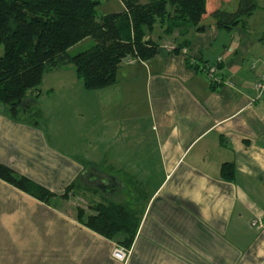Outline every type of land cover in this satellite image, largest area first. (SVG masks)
Here are the masks:
<instances>
[{"label":"crops","instance_id":"obj_1","mask_svg":"<svg viewBox=\"0 0 264 264\" xmlns=\"http://www.w3.org/2000/svg\"><path fill=\"white\" fill-rule=\"evenodd\" d=\"M98 1L100 14L123 10ZM256 4L231 30L206 20L177 51V31L155 26L145 37L158 45L153 57L123 60L112 85L81 86L72 99L65 90L51 100L75 81L72 66L46 72L37 124L0 108V164L57 195L75 180L82 191L50 205L0 179V264H264V0ZM187 60L215 65L217 81ZM88 167L114 183L85 185ZM84 193L139 215L125 260L112 256L125 234L108 239L75 219Z\"/></svg>","mask_w":264,"mask_h":264},{"label":"trees","instance_id":"obj_2","mask_svg":"<svg viewBox=\"0 0 264 264\" xmlns=\"http://www.w3.org/2000/svg\"><path fill=\"white\" fill-rule=\"evenodd\" d=\"M121 2L122 11L100 14L98 0H0V104L11 118L37 124L38 94L34 92L45 72L73 65L86 90L101 89L116 81L123 60L143 61L158 52L157 43L145 39L155 26L167 35L177 31V51L187 45L190 31L202 30L206 20L231 30L257 7L256 0ZM87 38H92L94 44L71 54ZM193 63L203 71L204 63ZM187 64L192 66V61L187 60ZM232 171L231 164H223L221 178L229 180ZM0 179L46 204L57 197L67 200L78 182H71L63 194L57 195L31 180L16 177L2 164ZM87 209L77 206L74 210L80 224L108 239L123 233L126 237L119 243L125 248L130 246L140 219L125 202L103 200Z\"/></svg>","mask_w":264,"mask_h":264},{"label":"rangeland","instance_id":"obj_3","mask_svg":"<svg viewBox=\"0 0 264 264\" xmlns=\"http://www.w3.org/2000/svg\"><path fill=\"white\" fill-rule=\"evenodd\" d=\"M94 44V40L92 39V38H87V39H85L84 41H82L80 44H78L77 46H75L72 50H71V54H74V53H77V52H80V51H83V50H85V49H88L89 47H91L92 45ZM2 52H3V48H2V46H0V55H2ZM70 66H72V68H71V70H72V73H73V75L75 74V69H74V66L73 65H70ZM48 74V73H47ZM47 74H46V72L42 75V78L44 77V76H47ZM76 75V74H75ZM45 78H47V77H45ZM75 79V81H73V83H71V81H70V84L69 85H71V86H73L72 88H69L67 85L64 87V88H62V90H61V88L60 87H57V89L55 90V91H53V92H55L54 93V95L51 97V100H56L57 101V99H56V96H57V92L58 91H61V92H63V91H65V90H68V97H69V99H72L73 97H74V94H75V92H79L80 91V88L83 90V88L81 87V86H83V84H82V82L78 79V78H74ZM44 81H46V80H44ZM41 85V82H40V84H39V86ZM42 86V90H44L45 89V91H47L48 89H51V87H49V83L47 84V82H43V84L41 85ZM78 86V87H77ZM48 87V88H47ZM85 89V88H84ZM46 102V101H45ZM71 102V101H70ZM39 103V100L37 99V104ZM71 182H73V181H71ZM70 182V183H71ZM69 183V184H70ZM79 185V186H78ZM80 184L77 182V185H75L74 186V188L72 189V192L75 190V192H77L78 193V195H80L81 194V190H79L80 188ZM82 187V189L83 190H86V189H84L83 188V186H81ZM81 191V192H80ZM88 190H86V192H87ZM85 194V193H84ZM80 198L82 199V201H81V205H83L82 207L84 208V209H86V210H88L87 208H88V206H93V205H95L96 203H98V202H100V201H98L97 199H92L91 197H87V194H85V195H81L80 196ZM56 199H51L50 200V205H52L54 202H56L55 201ZM77 200V199H76ZM78 201V200H77ZM87 212V211H86Z\"/></svg>","mask_w":264,"mask_h":264},{"label":"built area","instance_id":"obj_4","mask_svg":"<svg viewBox=\"0 0 264 264\" xmlns=\"http://www.w3.org/2000/svg\"><path fill=\"white\" fill-rule=\"evenodd\" d=\"M195 63H193L192 61V65H194ZM211 82H216L217 78H216V72H217V68L215 65H207L205 64L203 67V71H202ZM256 88L258 90H262L264 88V78H262V80L260 82L256 83ZM251 225L254 227H259V220L258 219H254L253 221H251ZM112 256L114 259L118 260V261H123L125 260L126 256H127V249L122 247V246H115V248L112 251Z\"/></svg>","mask_w":264,"mask_h":264},{"label":"water","instance_id":"obj_5","mask_svg":"<svg viewBox=\"0 0 264 264\" xmlns=\"http://www.w3.org/2000/svg\"><path fill=\"white\" fill-rule=\"evenodd\" d=\"M2 105L0 104V108ZM81 181L85 185H97L101 184V186L105 187V185L114 183L113 178L107 177L103 172L94 171L91 168H85L81 173Z\"/></svg>","mask_w":264,"mask_h":264}]
</instances>
